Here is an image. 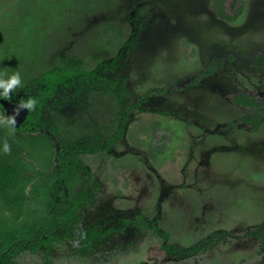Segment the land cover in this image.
<instances>
[{
	"label": "rangeland",
	"instance_id": "rangeland-1",
	"mask_svg": "<svg viewBox=\"0 0 264 264\" xmlns=\"http://www.w3.org/2000/svg\"><path fill=\"white\" fill-rule=\"evenodd\" d=\"M127 1L0 0V78L13 72L21 78L11 100L0 97V114L8 115L5 104L18 105L23 86L48 68L93 67L116 55L119 46L104 48L100 40L110 25L128 39ZM232 1L152 5L121 70L125 103L140 107L130 112L121 140L82 158L97 186L92 205L79 212L76 232L22 251L18 263L41 264L48 253L52 264H259V242L246 232L264 220V120L255 131L228 123L246 112L230 101L234 91L264 95V76L250 65L264 50V0ZM213 57L223 66L190 85ZM115 106L107 96L83 109L67 106L63 131L107 137ZM10 114L16 123L22 116L20 109ZM8 215L0 204V216ZM86 229L99 230L102 239L84 244ZM224 230L232 234L228 242L182 255Z\"/></svg>",
	"mask_w": 264,
	"mask_h": 264
},
{
	"label": "trees",
	"instance_id": "trees-1",
	"mask_svg": "<svg viewBox=\"0 0 264 264\" xmlns=\"http://www.w3.org/2000/svg\"><path fill=\"white\" fill-rule=\"evenodd\" d=\"M157 1H127L125 19L130 25L127 40H123L121 28L105 27L108 31H103L100 46H119L112 58L99 59L93 67L62 62L30 78L23 86L18 100L34 97L37 100L35 109L27 108V115L14 134L0 127V204L9 212L8 216H0V264H20L16 258L22 251L36 252L41 245L77 231L79 212L92 205L97 189L91 170L81 158L105 151L121 140L130 111L138 108L136 102L125 103L129 89L121 70ZM219 10L222 12L221 4ZM223 16L231 18L227 14ZM250 64L264 74V50L257 52ZM218 65L216 60L211 61L194 82L214 72ZM159 91L169 92L168 89ZM95 96H107L115 102L114 131L107 137L97 131H74L68 136L63 131L62 110L67 106L86 108ZM230 99L247 108L240 121L250 131L258 129L264 119V99L247 90L231 94ZM233 124L235 122L230 125ZM5 139L10 146L7 153L2 151ZM90 185H94V189L90 190ZM246 233L258 240L262 255L259 264H264V220ZM80 236L84 244H88L102 239L103 234L99 230L86 229ZM231 236L227 230L212 232L186 247L182 255L205 253L215 245L228 242ZM41 264H52L48 253Z\"/></svg>",
	"mask_w": 264,
	"mask_h": 264
},
{
	"label": "clouds",
	"instance_id": "clouds-1",
	"mask_svg": "<svg viewBox=\"0 0 264 264\" xmlns=\"http://www.w3.org/2000/svg\"><path fill=\"white\" fill-rule=\"evenodd\" d=\"M21 84V78L19 72H13L7 78H0V97L11 99L10 91L13 90L17 85ZM37 105V100L34 97L29 96L27 99H21L18 101V106L15 108V113H19V107H27L29 110H34ZM16 120L15 115H2L0 114V127L7 129L8 133L14 134L16 131ZM2 151L7 153L10 151V146L5 139L2 145ZM82 235V234H81Z\"/></svg>",
	"mask_w": 264,
	"mask_h": 264
},
{
	"label": "flooded vegetation",
	"instance_id": "flooded-vegetation-1",
	"mask_svg": "<svg viewBox=\"0 0 264 264\" xmlns=\"http://www.w3.org/2000/svg\"><path fill=\"white\" fill-rule=\"evenodd\" d=\"M213 60H216V63H219V65L217 66V68L214 70V72H212V73H209V74H206V75H204V76H201V77H199L198 79H197V81L196 82H194V79L200 74V72L202 71V70H204L205 69V67L211 62V61H213ZM251 65V64H250ZM223 66V60L221 59V58H219V57H213V58H211V60L205 65V67L202 69V70H200L197 74H196V76H194L193 78H192V80H191V82L189 83L190 85H193V84H195V83H198V82H200L203 78H205V77H207V76H210V75H213V74H215L217 71H218V69H220L221 67ZM251 68L252 69H257V70H260V69H258V68H254V67H252L251 66ZM261 71V70H260ZM262 72V71H261ZM262 75L264 76V74H263V72H262ZM176 89H181V88H176ZM240 90H247L248 92H250V93H252V94H254L252 91H250V90H248V89H240ZM240 90H237V91H240ZM170 91V90H169ZM237 91H234L233 93H235V92H237ZM232 93V94H233ZM231 96V95H230ZM257 96V95H256ZM128 97V96H127ZM257 98H259V99H264V95L263 96H257ZM230 101H231V99H230ZM232 102V101H231ZM135 103V102H134ZM136 103H138V108L140 107V101H136ZM234 103V102H233ZM236 104V103H235ZM237 105H239V104H237ZM241 106V105H240ZM243 107V106H242ZM244 108H246V107H244ZM136 109V108H135ZM246 111H247V108H246ZM131 112V111H130ZM129 115H130V113H129ZM264 120V119H263ZM233 122H235V124H233V125H230L231 123H233ZM240 123H242L241 121H240V119H238V120H234V121H232V122H230V123H228V126H237V125H239ZM255 131V130H254ZM111 147V146H110ZM109 147V148H110ZM108 148V149H109ZM102 152V151H101ZM99 153V152H98ZM96 154V153H95ZM87 155V154H86ZM85 156V155H84ZM83 158V157H82ZM82 158H81V160H82ZM86 165V164H85ZM92 172V171H91ZM93 175V174H92ZM94 178V177H93Z\"/></svg>",
	"mask_w": 264,
	"mask_h": 264
},
{
	"label": "water",
	"instance_id": "water-1",
	"mask_svg": "<svg viewBox=\"0 0 264 264\" xmlns=\"http://www.w3.org/2000/svg\"><path fill=\"white\" fill-rule=\"evenodd\" d=\"M5 106H6L7 110H8V115H11L10 113H13L15 111V108L18 105L7 103V104H5ZM19 109H20V112L22 113V116H21L19 122H17L15 124L16 127H18L23 122V120L25 119V117L27 115V112H28L27 107H19Z\"/></svg>",
	"mask_w": 264,
	"mask_h": 264
}]
</instances>
